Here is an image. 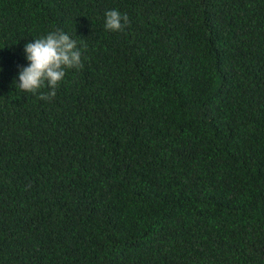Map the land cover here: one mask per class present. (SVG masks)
Segmentation results:
<instances>
[{
  "label": "trees",
  "instance_id": "obj_1",
  "mask_svg": "<svg viewBox=\"0 0 264 264\" xmlns=\"http://www.w3.org/2000/svg\"><path fill=\"white\" fill-rule=\"evenodd\" d=\"M0 67V264H264V0H0Z\"/></svg>",
  "mask_w": 264,
  "mask_h": 264
},
{
  "label": "clouds",
  "instance_id": "obj_2",
  "mask_svg": "<svg viewBox=\"0 0 264 264\" xmlns=\"http://www.w3.org/2000/svg\"><path fill=\"white\" fill-rule=\"evenodd\" d=\"M105 16L107 30L121 31L130 23L127 14L115 9L108 10ZM25 53L30 63L21 66L17 85L26 92L36 93L47 82L51 91L40 93V98L45 100L56 95V88L65 77L66 69L83 66L82 52L77 47V41L61 30L51 31L27 43Z\"/></svg>",
  "mask_w": 264,
  "mask_h": 264
}]
</instances>
